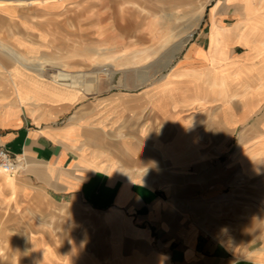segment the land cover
Returning a JSON list of instances; mask_svg holds the SVG:
<instances>
[{
  "label": "crops",
  "instance_id": "obj_1",
  "mask_svg": "<svg viewBox=\"0 0 264 264\" xmlns=\"http://www.w3.org/2000/svg\"><path fill=\"white\" fill-rule=\"evenodd\" d=\"M192 4L0 0V264H264V0Z\"/></svg>",
  "mask_w": 264,
  "mask_h": 264
},
{
  "label": "rangeland",
  "instance_id": "obj_2",
  "mask_svg": "<svg viewBox=\"0 0 264 264\" xmlns=\"http://www.w3.org/2000/svg\"><path fill=\"white\" fill-rule=\"evenodd\" d=\"M180 2H181V0H178V7L180 6ZM211 2V0H193V4H192V6L191 7H189L191 10V13H192V17H194L198 12H199V10H200V7H201V5H207L208 3H210ZM185 11V10H184ZM178 12H180V10H178ZM188 13V12H187ZM191 35V34H190ZM59 77H67V75H65V74H59L58 75ZM7 225V218L6 219H0V230H1V228L2 227H4V226H6ZM17 225H18V230L19 229H22V225H24V219H22V221L20 222V220L18 221V223H17ZM19 226L21 227V228H19ZM3 234H5V233H0V243H1V248L4 246V245H2L3 243H7V241H8V239H7V236H8V233H6L5 235H3ZM24 233L23 234H18V239L20 240V241H23V239H24ZM5 254H8V250L7 249H4V248H2V249H0V255L1 256H4ZM6 257V256H5Z\"/></svg>",
  "mask_w": 264,
  "mask_h": 264
},
{
  "label": "built area",
  "instance_id": "obj_3",
  "mask_svg": "<svg viewBox=\"0 0 264 264\" xmlns=\"http://www.w3.org/2000/svg\"><path fill=\"white\" fill-rule=\"evenodd\" d=\"M24 167L21 158L12 154L7 148L0 145V171L9 174H18Z\"/></svg>",
  "mask_w": 264,
  "mask_h": 264
},
{
  "label": "bare ground",
  "instance_id": "obj_4",
  "mask_svg": "<svg viewBox=\"0 0 264 264\" xmlns=\"http://www.w3.org/2000/svg\"><path fill=\"white\" fill-rule=\"evenodd\" d=\"M189 36H191V35H189ZM106 70V69H105Z\"/></svg>",
  "mask_w": 264,
  "mask_h": 264
}]
</instances>
